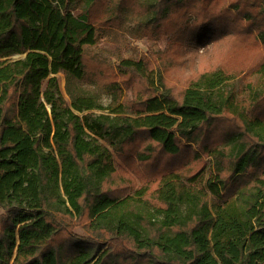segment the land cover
<instances>
[{
  "label": "trees",
  "instance_id": "16d2710c",
  "mask_svg": "<svg viewBox=\"0 0 264 264\" xmlns=\"http://www.w3.org/2000/svg\"><path fill=\"white\" fill-rule=\"evenodd\" d=\"M255 74L264 0H0V264H264Z\"/></svg>",
  "mask_w": 264,
  "mask_h": 264
},
{
  "label": "rangeland",
  "instance_id": "374dc122",
  "mask_svg": "<svg viewBox=\"0 0 264 264\" xmlns=\"http://www.w3.org/2000/svg\"><path fill=\"white\" fill-rule=\"evenodd\" d=\"M100 37L98 40V43L96 46L92 48H96L101 56L106 59L108 62L113 63L114 65H117L118 58L122 56L131 57L134 59H139V57L146 53L149 49H159L163 48L165 45V40H154L150 39L148 37H142L139 35V33L135 29V23L133 21L132 15H130V18L125 22V24L117 30H108V29H100ZM263 76L260 74H255L253 76L252 81L256 83L258 88L260 90H264V84L262 80ZM240 81V80H237ZM61 83L63 90H65V79L63 76H61ZM89 83V81H88ZM111 101V95L110 94H103L101 96V102L104 105H108ZM95 113H100L103 111L95 110ZM115 160L118 161V159L115 157ZM205 162L207 163L208 167L212 166V161L210 158L205 159ZM124 165L123 162L120 160V164ZM127 168V167H126ZM126 172H128L138 183V185L144 184V180L137 177L134 172L131 170L126 169ZM75 231L80 234H88V231L84 228V226H78Z\"/></svg>",
  "mask_w": 264,
  "mask_h": 264
},
{
  "label": "crops",
  "instance_id": "0c3cea01",
  "mask_svg": "<svg viewBox=\"0 0 264 264\" xmlns=\"http://www.w3.org/2000/svg\"><path fill=\"white\" fill-rule=\"evenodd\" d=\"M24 56H25V54H24V55H15L16 58H22V57H24ZM58 75H59V77H60V82H61V76L64 77V79H65V85H66V78H65V75H64L63 73H59ZM65 85H64V87H65ZM61 87H62V83H61ZM62 90H63V87H62ZM63 92L66 93V89L63 90Z\"/></svg>",
  "mask_w": 264,
  "mask_h": 264
}]
</instances>
